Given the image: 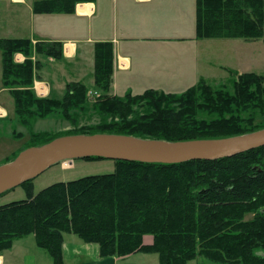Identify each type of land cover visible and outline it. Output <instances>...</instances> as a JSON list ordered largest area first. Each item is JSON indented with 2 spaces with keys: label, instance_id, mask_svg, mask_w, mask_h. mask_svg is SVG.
Instances as JSON below:
<instances>
[{
  "label": "trees",
  "instance_id": "1",
  "mask_svg": "<svg viewBox=\"0 0 264 264\" xmlns=\"http://www.w3.org/2000/svg\"><path fill=\"white\" fill-rule=\"evenodd\" d=\"M65 2L39 3L35 11H65L55 7ZM194 5L195 39L264 43V0H194ZM0 52L2 86L12 99L16 122L29 136L24 149L66 135L184 142L264 129V75L224 69L230 89L213 88L201 79L179 94L148 89L140 95L109 96L112 53L102 44L94 49L93 72L101 94L87 96L82 84L70 83L61 98H38L32 89L38 66L29 57L61 60V45L0 39ZM16 53L26 57L22 64L13 62ZM89 99L102 116L100 124L57 137L32 131L33 122L51 117L75 125V113H85ZM113 163L112 173L57 182L36 194L33 180L21 184L25 199L0 205V255L16 240L33 235L52 264H64L63 236L73 235L96 244L99 258L142 253L156 254L158 264H186L197 258L214 264H264V147L213 161ZM248 214L251 219L245 220ZM144 236H151L152 244L144 245Z\"/></svg>",
  "mask_w": 264,
  "mask_h": 264
},
{
  "label": "crops",
  "instance_id": "2",
  "mask_svg": "<svg viewBox=\"0 0 264 264\" xmlns=\"http://www.w3.org/2000/svg\"><path fill=\"white\" fill-rule=\"evenodd\" d=\"M49 1L57 0H0V39H28L33 46L61 45V60L34 54L29 57L38 66L33 71L32 86L38 98H61L70 83L82 84L87 96L100 93L93 72L94 49L102 44L109 45L112 53L109 96L140 95L148 89L159 93L186 90L201 79L210 81L208 70L222 69L203 58L205 40L195 39L194 0H68L55 6L65 11H35L36 4ZM25 59L20 53L13 55L16 64ZM1 67L0 52L3 121L11 110L13 113V103L8 89L2 86ZM142 243L152 244V237L144 236ZM61 249L64 264H158L156 254L99 258L96 244L83 243L73 235L63 236ZM38 250L42 249L29 235L2 252L0 264H40L39 260H48ZM145 256L156 258H140ZM135 258L142 260H132ZM186 264L214 263L197 258Z\"/></svg>",
  "mask_w": 264,
  "mask_h": 264
},
{
  "label": "water",
  "instance_id": "3",
  "mask_svg": "<svg viewBox=\"0 0 264 264\" xmlns=\"http://www.w3.org/2000/svg\"><path fill=\"white\" fill-rule=\"evenodd\" d=\"M264 147V129L218 140L166 142L113 134L72 135L29 147L0 165V195L61 162L91 157L145 164H181L231 158Z\"/></svg>",
  "mask_w": 264,
  "mask_h": 264
},
{
  "label": "rangeland",
  "instance_id": "4",
  "mask_svg": "<svg viewBox=\"0 0 264 264\" xmlns=\"http://www.w3.org/2000/svg\"><path fill=\"white\" fill-rule=\"evenodd\" d=\"M202 52L203 58H208L210 61L217 64L218 67L222 66V69L218 68L217 70L212 69L211 71H207L209 78H211L208 83L213 88L225 86L230 89L229 74L224 69H230L236 73L242 72L264 75V43L261 40H205L203 41ZM183 91L185 90H174L173 93L179 94ZM92 104L93 100L89 99L87 103L88 110L85 113H75V125H71L60 117H51L33 122L32 131L34 133H47L51 137H57L70 134L74 130L78 131L80 128L98 125L103 119L99 113L92 109ZM17 134H21L22 136L17 137ZM28 139L27 130L16 122L15 116L11 110V113L8 114V118L0 121V165L5 164L4 161L12 158L16 153L18 155V153L26 147ZM67 162L71 164L69 167H63L62 163H59L35 178L32 182L34 194L57 182L73 181L85 176L109 174L114 170V163L109 160L90 162L74 160L72 163L70 161ZM23 199H25V192L18 187L0 197V205ZM250 219L251 214L245 216V220ZM38 252L48 258V260H39L40 264H52L44 250H38ZM140 258H143V260H155L156 257L145 256ZM140 258L132 260H142Z\"/></svg>",
  "mask_w": 264,
  "mask_h": 264
},
{
  "label": "built area",
  "instance_id": "5",
  "mask_svg": "<svg viewBox=\"0 0 264 264\" xmlns=\"http://www.w3.org/2000/svg\"><path fill=\"white\" fill-rule=\"evenodd\" d=\"M89 96H90V95H89ZM92 96H94V97H95V96H96V93H93V94H92ZM90 97H91V96H90ZM70 165H71V164H68V162H67V161H65V162H62V166H63V167H69Z\"/></svg>",
  "mask_w": 264,
  "mask_h": 264
}]
</instances>
